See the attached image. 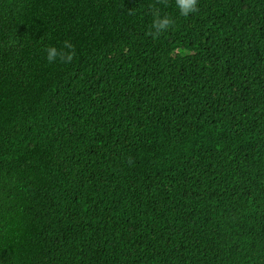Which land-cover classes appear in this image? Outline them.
Segmentation results:
<instances>
[{
  "label": "trees",
  "instance_id": "1",
  "mask_svg": "<svg viewBox=\"0 0 264 264\" xmlns=\"http://www.w3.org/2000/svg\"><path fill=\"white\" fill-rule=\"evenodd\" d=\"M30 2L0 13V264H264V0Z\"/></svg>",
  "mask_w": 264,
  "mask_h": 264
},
{
  "label": "clouds",
  "instance_id": "2",
  "mask_svg": "<svg viewBox=\"0 0 264 264\" xmlns=\"http://www.w3.org/2000/svg\"><path fill=\"white\" fill-rule=\"evenodd\" d=\"M70 1V0H69ZM176 7L181 15H187L189 13L195 12L196 9V0H175ZM30 6L32 10V20L37 24L42 20V11H39L33 7L30 0H0V13L4 10L6 6L9 7H18V6ZM62 14H64L62 12ZM31 17L29 15L23 14L19 19L18 23L21 26L28 28L29 24H32ZM52 20V18L50 19ZM171 24V21L168 17H161L158 14L154 16L152 21V27L156 30V33L163 31L168 28ZM9 30L8 22L0 15V37L6 39ZM8 45V44H7ZM40 45H46V42L43 39H36L28 44L23 53L31 54V52ZM10 48V46L8 45ZM70 47V46H68ZM11 49V48H10ZM27 51V52H26ZM46 59L51 62L57 57L63 59H71V53L64 55L62 52H58L55 47L49 46L45 49ZM2 64L0 65V70L2 69ZM199 203V202H198ZM198 207V205L196 206ZM195 207V208H196ZM194 208V209H195ZM193 210V209H192Z\"/></svg>",
  "mask_w": 264,
  "mask_h": 264
}]
</instances>
